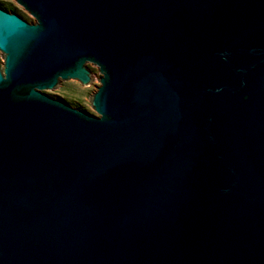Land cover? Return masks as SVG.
<instances>
[{
    "label": "water",
    "instance_id": "obj_1",
    "mask_svg": "<svg viewBox=\"0 0 264 264\" xmlns=\"http://www.w3.org/2000/svg\"><path fill=\"white\" fill-rule=\"evenodd\" d=\"M15 1L0 264H264V0Z\"/></svg>",
    "mask_w": 264,
    "mask_h": 264
},
{
    "label": "rangeland",
    "instance_id": "obj_2",
    "mask_svg": "<svg viewBox=\"0 0 264 264\" xmlns=\"http://www.w3.org/2000/svg\"><path fill=\"white\" fill-rule=\"evenodd\" d=\"M0 7L13 11L21 15L23 18L33 20L34 18L15 0H0ZM0 65L4 66V54L0 51ZM98 87L78 84L65 90L56 92L52 95L87 106L92 112L96 113L92 106V98Z\"/></svg>",
    "mask_w": 264,
    "mask_h": 264
},
{
    "label": "flooded vegetation",
    "instance_id": "obj_3",
    "mask_svg": "<svg viewBox=\"0 0 264 264\" xmlns=\"http://www.w3.org/2000/svg\"><path fill=\"white\" fill-rule=\"evenodd\" d=\"M26 19V18H25ZM26 20H28V19H26ZM29 22H33V20H28Z\"/></svg>",
    "mask_w": 264,
    "mask_h": 264
}]
</instances>
